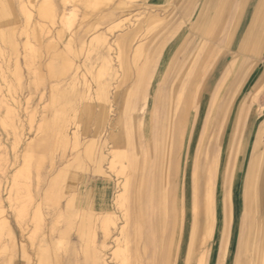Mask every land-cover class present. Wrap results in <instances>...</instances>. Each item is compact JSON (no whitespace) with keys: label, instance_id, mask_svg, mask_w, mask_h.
<instances>
[{"label":"rangeland","instance_id":"obj_1","mask_svg":"<svg viewBox=\"0 0 264 264\" xmlns=\"http://www.w3.org/2000/svg\"><path fill=\"white\" fill-rule=\"evenodd\" d=\"M75 1L49 0L57 12L56 18L49 20L37 16L43 0H10L15 23L5 32H10L12 43L0 40V47L5 48L0 56V100H4L0 103V219L7 223L2 227L0 220V264H38L37 250L50 252L61 233L68 251L62 263L70 257L75 264H91L90 252L99 250L108 264H193L192 254L204 250L205 264H261L264 196H259L262 202L254 214L248 210L246 196L251 188L264 182V51L253 55L237 52L261 0H244L239 23L232 19L235 31L229 30L227 35L218 30L219 12L222 3L231 0H168L160 5L149 0H109L98 9L86 8L83 0ZM21 7L30 12L29 19ZM62 11L68 15L74 12L71 25L60 24ZM110 11V18H101ZM259 31L263 35L264 26ZM26 32L30 41L32 34H37L31 41L36 52V75L23 62ZM126 34L131 36V43L122 68L114 40ZM79 35L88 41L99 35L105 37L104 47L113 49L107 74L101 71L94 80L98 55L87 54L86 43L77 40ZM102 51L103 47L98 54L104 56ZM239 58L244 63L228 78ZM67 61L72 66L63 71L62 64ZM247 63L251 70L241 80V70ZM77 67V87L72 88L71 77ZM34 76L40 80L36 88ZM226 80L231 81L228 84ZM84 81L92 91L98 82L108 86V117L102 129L96 130L93 115L89 119L82 111L85 102L79 97L84 92ZM225 83L223 94L217 93ZM175 84L179 86L173 90ZM232 89L235 91L226 95ZM228 102L230 112L222 111ZM171 104H178L179 111L172 149L173 173L167 184L160 180L155 193L159 137L168 131L165 128L169 126ZM161 122H166L162 131ZM76 129L78 139L73 146ZM66 139L68 144L64 143ZM88 147H92L91 154L85 152ZM208 151V156H213L209 158L212 164L205 168ZM146 154L151 162L149 184L138 204L133 199L134 189ZM112 156L115 164L110 170ZM121 167H125L123 171ZM182 167L188 170L185 175L180 174ZM210 175L212 181L208 182ZM125 177V205L116 206ZM27 183L29 201L24 192ZM208 183L213 189L215 219L200 232H205L201 246L194 235V216L200 215L199 223L204 225ZM195 197L199 199L197 209L192 207ZM177 199L182 206L180 228L174 214ZM167 204L171 208L169 219L163 218ZM102 206L116 220L113 238L106 241L105 248L100 246L99 233L92 244L82 239L79 231L81 216L96 219L102 216ZM141 206L147 216L146 226L135 229L133 218L139 216L135 208ZM18 211L26 216L22 233ZM36 212L42 217L40 225L33 221ZM70 213L80 217L68 222L66 216ZM121 230L125 231L126 262L115 261L110 255L113 239Z\"/></svg>","mask_w":264,"mask_h":264},{"label":"bare ground","instance_id":"obj_2","mask_svg":"<svg viewBox=\"0 0 264 264\" xmlns=\"http://www.w3.org/2000/svg\"><path fill=\"white\" fill-rule=\"evenodd\" d=\"M108 1L109 0H83L82 3L86 6V8L88 7V8L98 9L99 6L107 3ZM243 3H244V0H231L230 3H228V2L222 3L223 5H222V8H221V10L219 12V14H220V25H219V29L218 30L221 33H223L224 35H227V33H228L229 30H231V32L232 31H235L234 30V27L236 25L233 26L232 19H235V20L237 19V22L236 23H239L238 16H239V13L242 12ZM76 8H77V6H75V9ZM21 9H22L23 13L26 14V16L29 19L31 17L30 12L28 10H26L24 7H21ZM75 9H74V11H75ZM73 13L74 12H72V13H70L68 15V14H65L64 11H62L59 14V16H58V19L60 21V24H70L71 25V23H72V18L71 17L74 16ZM111 13L112 12L110 11L106 15L101 16V18H110ZM37 16L40 19L53 20V18H56L57 12L53 8V6L49 2V0H43V2L40 3L39 6H38V8H37ZM240 18H241V16H240ZM125 20H127V19H125ZM122 21H124V20H122ZM152 22L155 23L156 20H152ZM11 23L12 24L15 23V19H14V16H13V11H12V7H11V4H10V0H6V3L5 4H1V0H0V40H1V42L5 43V44H11L12 43L11 37H10V32L9 33L5 32V28H8L10 25H12ZM263 26H264V0H261L258 3V5H257V7L255 9V12H254V14H253V16L251 18V21H250V23H249L246 31L244 32V34L242 36V40H241V43L239 45V48H238V51L237 52H242L243 54L250 52L251 55H253L254 53L257 54L260 51H264V34L261 35L260 34V31H259L260 29H262ZM32 35H33L32 36L33 39H35V37L37 36V34H35V32ZM130 37L131 36L129 34H126L124 37L118 36L114 40V43L116 45V49L115 50L117 51V58L119 60V66L122 67V68L125 67V62H126V55H125V53L127 51V48L129 47L130 43H131ZM33 39H31V41ZM77 40H78V42L80 44H84V42L86 43V46L88 47L87 54H90L92 52H95V54L98 55V57L95 59V61H99V64H98V66L96 67V69L94 71L96 73L95 74V77H94V80L101 74V71H103L104 74H107V71L109 70L108 66L111 63V59H110L111 56H110L109 53H111L113 51V49H111V46H108V45H106L107 47L106 46L104 47V44L106 43L105 37L103 35H99V36H95V37L91 38L88 41V40H85L84 39V35H80V36H78ZM31 41H30L28 32H26V41L24 43V50H25V52H24L23 62L25 64L27 70L29 72L33 73L34 75H36L37 74L36 73V70L37 69H36V66H35L36 52H35V47L32 46ZM73 41H74V37L71 36L70 44L71 43L73 44ZM101 47H103V51H105V55L104 56L101 55V54H98ZM46 48H47V46H46ZM67 48H70L71 50H73V48H71L70 46H67ZM4 50H5V48H1L0 47V56H2V54H4L3 53ZM85 59L86 60H89L88 57H86ZM133 59H136V57L133 58ZM240 60H241L240 58L237 59V60H235L237 62H235L233 68H231L232 70L230 69L232 73L228 76V78H231L233 76V74L236 73V72H233V71H237L239 68H241V66L244 63V61L241 60V62H240ZM95 61H93V62L95 63ZM191 63H192V61H191ZM247 64L244 66L243 70H241V75L239 77L241 80L243 79V77L245 78V76L247 75V73L251 70V65H249V64L247 65ZM71 66H72L71 62L69 63L67 61V62H65V64H62V69H63V71L64 70H68V69L71 68ZM50 67L52 68V66H50ZM86 67H88V66H86ZM189 68L191 70L193 68V64H191L189 66ZM92 69H93V66L91 65L88 68V71L91 72ZM77 70H78V67L74 69L73 76L71 75L72 76L71 77V84L73 85L72 88L73 87L75 88V86L77 87V75H78L77 74ZM60 72H61V70H60ZM65 72H64V74H65ZM53 74H55V73H53ZM144 78H145V76L143 75V77L141 78L142 82H143ZM86 81H84V85H85L84 86L85 87L84 88V92H83V94L81 93L82 96L79 97L81 100H84V102H85L82 111H84V112H86L88 114L89 119L91 118V115H93L94 122H95L94 128H96V130H98L99 128L102 129L103 126H104V124L106 123L107 117H108V114H107L108 113V109H109L108 90H107L108 86H107L106 82L105 83L104 82H98L97 85L95 86V90L92 91V89L89 86V83L86 82ZM226 81H227L226 83L229 84L231 80H226ZM226 83L223 84L219 88V91H217V93L223 94L224 87H225ZM33 84H34V87L35 86L38 87L40 85V80L38 79V77L37 78L36 77L34 78ZM142 85H143V83H142ZM178 86H179V84H175V86L173 87V90H175V88L178 87ZM72 88H71V90H72ZM51 89H53V88H51ZM90 89H91V91H90ZM234 89L229 90L226 95L232 94V92L235 91ZM74 90L72 91V93L74 92ZM38 91H39V89H38ZM76 96H77V93H76ZM58 97H57V99H58ZM60 99H62V98H60ZM255 100L253 99V101H255ZM2 101H4V100L1 99L0 100V103H3ZM178 101H180V97H178ZM177 105L178 104H176V105H172L171 104L170 107H169L170 109L168 111L170 113L168 114L169 115L168 116V122H167L168 125H169L168 128H165L166 127L165 126V123L166 122H164V123L161 122L159 124L160 131L164 130V128H165L166 131L167 130L168 131L166 132V135L163 137L164 139L161 138V137H159L160 138L159 139V143H161V147L159 146V148H161V151H158V153L160 155H158L156 172H155V193H157V191H158V185H159L160 180L162 181V179H163L164 180V183L167 184L168 183V180L170 181V179H169L170 178V175L173 173V166H172V158H173L172 151L173 150L172 149H173V146H174V143H175L176 131H177V128H178V125H179V119L177 120L178 115H179L178 114L179 111H178V108H177L178 106ZM161 107H162V112H163V108H164L163 105ZM223 107H222V111L230 112L231 103L228 102ZM1 108H3V107H1ZM94 109H96V110L93 111ZM141 110H142L141 112H143V109H141ZM7 112H9V108L7 109ZM9 114H11V112H9ZM5 116H7V114ZM12 120H11V123H12ZM119 120L120 119H118L117 121H119ZM69 122H70V120L67 121L68 124H70ZM12 124H9V125H12ZM68 124L64 125V128L65 129L68 128V126H69ZM178 132H179V130H178ZM54 135H55V133H54ZM72 135H73V141H74L73 142V146H76V142H77V139H78V130L76 129L73 132ZM65 137H67V136H65ZM65 137H64V139H65ZM68 141L69 140L66 139L64 141V143L68 144L69 143ZM43 142H44V140H43ZM58 143H59V141H58ZM186 147H187V141L185 143V147L184 148H186ZM91 148L92 147H88V149L87 148L85 149L86 154H91V151H92ZM208 154H209V151L206 154V160H207L206 162L207 163H205V165H206L205 168H208V167L210 168V163L212 164V159L210 161L209 158H212L213 156L212 157L211 156L209 157ZM29 156H30V152H28V156L27 157H29ZM113 159H114V156H112L111 160H109L110 161V165H109V169L110 170L114 168V164L115 163H114V160ZM150 163L151 162L148 159V154H146V156L143 158V161H142V164H141V168H140L142 174H141L140 178H136V182H137L138 186H137V188L134 187L135 189H134V197H133V199H134V202H137L138 204L141 201V198H143L142 195L143 194H146L147 193V190H148L149 176H150V169H151L150 168V165H151ZM254 166H255V164H254ZM124 168L125 167H121V170L123 171ZM179 170H180V174H182V175H185L187 173V171H188L186 169V167H182ZM255 170H256V167H254V169H253V176H254ZM190 172H191L190 174L192 176L193 175V168L192 167H191ZM143 177H145V178H143ZM56 179H58V178H56ZM206 180L208 182L209 181H212L211 175L210 176H207ZM54 184H55V182H54ZM261 184L262 185L258 186V188H254V187L251 188L250 189V192H249V195L246 196L247 197V203H248V206H249V209H248L249 211L251 210L253 212V210L255 209V206H257V204L259 203V196H261L262 194L264 196V182L262 181ZM196 185H197V182L195 181L194 186H196ZM210 185L211 184L208 183V185L206 186V202H205V208H203L204 209V213L202 212L204 214V217H205V220H206V222L204 223V225H203V223L202 224L199 223V220H200V217L199 216L200 215H195L194 216L195 217V219H194V225H195V228H196L194 235L196 237L197 242H199L201 246H202V244H204L205 232L202 235L200 234V232L201 231L203 232V230H205L206 225L208 226L209 223L212 224L213 219H215V209L213 208V196H212L213 189L211 188ZM29 190L30 189H29L28 183H27L24 186V192L26 193V198H27L28 201L31 198L30 197ZM126 190H127V178H126L125 182H123V185H122V194L121 195H117V197L115 199L116 206H120L122 204V206L124 207V205H125V198H124L125 194L124 193L126 192ZM179 192H180V189H179ZM169 199H170V195H169ZM198 201H199L198 197H195L194 203L192 204V207H194L195 209H197L196 207L198 205ZM104 209L105 208L102 206V208L100 209V210H103V213L101 214L102 216H100V217H98L96 219H94V218L92 219L91 217L84 218V216H81L82 217L81 218V223H83V225H81V227H79V229H80L79 231L81 233L82 239H84V238L85 239H88V240H90V242L92 244L95 243V237H97V235L99 233L100 238H101V245H100L101 248H105L106 247V241L107 240H110L111 238H113V237H111V236H113L112 235V227H115V221H116L113 218V213L112 212H108V211L106 212V211H104ZM135 209H138L139 210V211L136 210V212L139 213L138 214L139 216H135L136 218H133V219H135V222H136V223L134 222V225L136 224V226L134 228L135 229H139L141 226H146L145 225V221L147 219V216L144 217V214H143L144 206H141V209L140 208H135ZM164 210L165 211H163L164 212V217L163 218H165V216H166L167 219H169L170 218V215H171L170 214V211H171L170 206L167 204V207L164 208ZM140 213H141V215H140ZM0 214H1V212H0ZM174 214H176V225L178 226V228H180L182 226V220H183V218L181 219V217H182V206H181V203H180V200L179 199H177V201H176V210H175ZM252 214H254V212ZM25 215H26V213H25ZM96 215H98V214H96ZM192 215H193V212H192ZM61 216H62V214H61ZM124 216H126V215H124ZM66 217H67V221L68 222H71L74 218H77L78 219V217H80V215L70 213ZM143 217L145 219H143ZM253 217H255V216L253 215ZM24 218H26V216H23V212L22 211H18V220H19V226H20L21 233H22V231H24V227H25V224L23 222V220H25ZM154 219H155V221H157V217H155ZM33 221H34L35 224H38V225H40L42 223V217H41L40 213L36 212L34 214ZM33 221H31V222H33ZM165 224H166V226H165V230H166L167 227H168L167 226L168 220L165 221ZM1 225H2V227H6L7 226V223H6V221L3 218L1 220ZM69 225H67V228H70ZM191 225L193 227V220H192V224ZM1 232H3V230H1ZM118 232H119L118 235L113 239L114 246L112 247V249H110L111 250L110 255H111L112 259H114L115 261L126 262V258H125L126 247H125V237H124L125 231L124 230H121V231H118ZM62 237H65V235L63 233L60 234L59 239L53 244V246L51 245L52 248H51L50 252L47 249L46 250L45 249H43V250L42 249H38L37 250L38 264H75V263H73V260H71L70 257H69V259L67 260L66 263H62L63 262V259H64V256L68 253L66 242L64 241V238H62ZM160 237L161 236H159V238ZM177 237H178V235H177ZM195 237H194V239H195ZM29 238H30V240H32L33 239V236L31 235ZM192 242H193V240H192ZM22 243H24V242H22ZM91 243H88V244H91ZM161 247L162 246H161V243H160L159 244V249H160V251L162 253L163 252V248H161ZM191 248H192V246H191ZM189 253H190V251H189ZM101 254L102 253H101V251L99 252V250L98 251L96 250V251L90 252L89 256H90L91 264H108L107 261H106V259L104 258V255H101ZM205 254H206V252L204 250H202L201 252H199L197 255H194V253H193L192 254L193 255V262L192 263L193 264H205ZM26 259H27V256H26ZM29 261H31V260H28V262Z\"/></svg>","mask_w":264,"mask_h":264},{"label":"crops","instance_id":"obj_3","mask_svg":"<svg viewBox=\"0 0 264 264\" xmlns=\"http://www.w3.org/2000/svg\"><path fill=\"white\" fill-rule=\"evenodd\" d=\"M168 0H149V3L151 4H155V5H160V4H163V3H166ZM80 36V35H79ZM95 185V184H93ZM261 200H259V203L257 204V206H255V210L259 207V205L261 204ZM143 228V226H141ZM261 264H264V251L261 253Z\"/></svg>","mask_w":264,"mask_h":264}]
</instances>
